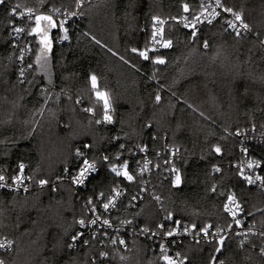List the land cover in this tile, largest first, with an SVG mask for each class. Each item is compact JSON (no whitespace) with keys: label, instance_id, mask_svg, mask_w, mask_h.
Here are the masks:
<instances>
[{"label":"trees","instance_id":"1","mask_svg":"<svg viewBox=\"0 0 264 264\" xmlns=\"http://www.w3.org/2000/svg\"><path fill=\"white\" fill-rule=\"evenodd\" d=\"M202 2L82 0L76 8L75 0H7L0 5V89L6 85L9 94H17L2 97L0 92V175L10 178L23 163L30 186L26 193L0 188V241L14 242L9 252L0 253L7 264H166L150 241L129 236L125 249L115 234H93L79 226L90 207L104 201L98 194L107 198L117 186L127 193L110 214L112 221L132 219L152 226L171 213L197 226L229 225L224 211L229 194L251 215L264 211V194L248 186L231 166L247 149L261 162L264 177V49L259 47L264 40V0H223L242 12L251 26L252 35L244 39L226 30L222 20L201 27L195 37L182 29L177 20L185 12L184 4L190 14H198ZM17 5L19 12L31 8L34 16L50 14L56 22V16H67L68 41L58 42V23L49 29L48 73L36 60L41 48L38 36L9 35L10 20L15 26L28 23L19 13L9 15ZM73 11L82 14L70 16ZM154 16L166 22L172 46L144 60L138 52L151 43ZM25 49L28 54L22 61ZM157 56L165 63L154 64ZM88 89L95 96L96 89L107 94L111 123H97L104 105L97 96L85 98L82 92ZM78 149L83 156H77ZM141 149L164 157L174 152L180 182L163 168L153 194L159 201L145 194L133 202L131 198L141 192L139 179L132 183L110 170L127 161L133 172V152ZM84 159H95L100 170L75 189L62 178ZM42 179L49 183L40 185ZM78 233L83 235L73 241ZM216 246L185 241L187 264H264L257 250L240 248L232 235L219 253ZM100 252L108 256L101 258Z\"/></svg>","mask_w":264,"mask_h":264},{"label":"built area","instance_id":"2","mask_svg":"<svg viewBox=\"0 0 264 264\" xmlns=\"http://www.w3.org/2000/svg\"><path fill=\"white\" fill-rule=\"evenodd\" d=\"M203 3L205 5L212 3L214 6V0H203ZM201 11H202V9H201ZM201 11L198 14H190L189 11L184 12L183 15L180 18H178V20H177L178 25L184 30H187L189 32H193L194 29L191 27V24L194 22L193 16L200 15ZM208 11H211V8H209ZM217 11H221V10L217 9ZM234 11L237 12L236 10H234ZM34 14H36V13L33 10L32 15L34 16ZM204 15L208 16V13L205 12ZM25 17H27V12H25ZM66 17L67 16H58L57 17L58 28L60 30V36H59V40H58L59 43L66 42L69 40V31H68V28L66 26ZM159 19L162 20L161 18H159ZM201 19L203 20L204 17L202 16ZM208 19H211V16H208ZM219 20H222L223 22L225 20H233V16L230 13H222V16L213 20L212 24L214 22L219 21ZM162 21H164V20H162ZM61 22H63L64 28H61L59 26ZM185 23H188L189 27L186 28L184 26ZM154 25H155V29H159L161 27V25L158 22L153 21V27H154ZM206 25H211V24H207L206 22L203 24H197L195 31L198 32L201 27L206 26ZM224 25L229 32L234 34L232 29L227 28V25L225 23H224ZM65 29L67 30L66 32H65ZM163 29H164V33H163L164 38L169 39L166 35V22L165 21L163 24ZM143 30L145 31L146 29H143ZM252 33H253V30L251 33H246L245 36L252 35ZM65 35H67V37H68L66 40L64 39ZM157 39H159V36L157 37ZM169 48L162 47L160 44L155 43L152 39L148 48L143 49L142 51H147L148 56H150L151 53H153V52H159L162 49H169ZM23 54L25 56H27L28 52L26 49L23 51ZM112 111H113V109H112L111 105L109 104V108H108V115L109 116H111ZM99 122L109 124L112 122V117H111V122L106 121L105 120V112H104V114L101 117H99ZM133 157L135 159V166L133 168V172L130 171L129 168H128V171L134 175L135 179L138 178L139 181L141 182V192H139L138 194L135 195L137 198L135 200H133V202H137L138 200H142L143 196L145 194H150V195L154 194V186L156 185V181L159 178L160 173H161L163 168H164V171L166 172V175L172 177L173 181H176V176L179 175L178 170L174 164V162H175L174 152H172L168 156L164 157V155L161 152H158L155 155H151L148 150L143 149V151L135 150L133 152ZM87 160L90 163L93 161V160H89V159H87ZM257 161H259V160L256 157L250 155V153L248 151L247 152L244 151L242 154V157L238 160H235L233 163H231V166L233 168L237 169L238 174H239L240 170H243L245 175H252L253 179H255L256 175L262 176L261 171H260L262 165H261V162L259 161L260 166L257 167L256 163H255ZM249 162H252V164H253V167L251 169L248 168ZM122 165L123 164L116 165V166L119 167ZM82 166H83V161L80 163L77 170H75L73 173H69L68 171H66L63 178H62L64 181L71 183L75 189H78V188L84 186L87 183V181L100 170L99 164L96 163L97 171L90 172V174L84 180L83 184L74 183L73 178L79 174L80 168ZM16 175H21V173L19 172L13 176H16ZM22 175L24 177L23 183L13 182V180L11 179L13 176H11L10 178L5 177V180L0 181V183H4V184L9 185V186L0 187V188H4V189H7V190L15 192V193H26V192H28L30 190L29 183L26 180L24 172L22 173ZM239 176H240V174H239ZM240 177L243 179L242 176H240ZM135 179L131 182L132 183L135 182L136 181ZM246 184L248 186L257 188L258 190H260V192H262L264 194V188L260 187V181H257L255 184H252V185H249L247 182H246ZM25 189H27V190L25 191ZM118 190L122 191L123 195H121L117 199L116 207L115 208L110 207L108 211L104 210V208L102 207V204L106 203L107 198L110 196H114L115 193L112 192L107 198H104V196H101V194H98L99 201H101V200H104V201L100 202L98 206H91L89 216L87 218H81V219H85V221H86L85 226H81L79 223V226L83 230L86 229L88 232H92L93 234H96L97 232L103 231L105 233V235H108V233L111 232V233L115 234V236H117V238L119 240L123 239L125 241L124 244H121L123 246V248H125V249L128 248V245L126 243V240H127L126 238L129 236L150 241L151 243H153V248L158 249L160 252H161V245H164V248L167 249L166 254L168 256L172 257L173 260H175L177 262V264H180V261H183L184 264H187V259L186 260L184 259L185 256L183 253L185 241L190 240L193 242H209V240H211V236L206 240L203 237V233H200V231H199L201 228L207 227L209 225H205V226H197L196 225V228L193 229L192 228L193 224H191L187 221H184L181 218H176L173 215H171L170 220L166 219L167 216H164L159 222H157L155 225H152V226L147 225V224H140L138 222H135L132 219L121 220V221H112L110 218V214L112 213L113 210H115L118 207V205L120 204V202L122 201V199L124 198V196L127 193L126 188L123 186H118ZM229 195H232V194H229ZM229 195H227L225 197L224 205L226 203H229V201L227 200V197ZM153 196H154V198L157 197L156 195H153ZM234 198H235L236 202L240 205V207L236 208V206L234 204H230V207L232 208L233 211L237 212L236 218L241 221V224L236 225L234 220H233L231 213L228 211H225V209H224L225 214L230 218V224L232 225V227L229 229L228 225H222V224L221 225H215V226L211 225V227L209 228V233H214L217 231V229H221L219 234L215 237L216 240H219L221 237H223L224 240L226 241L227 237L229 235H232L237 240L238 243L241 240H245V244H244L245 247L249 246L252 249L257 250L260 253L261 248L264 247V237H262L260 235L261 232H264V211L261 213V215H258V216L257 215H251L250 216L249 213L246 212V210L242 206V204L239 202L238 198L236 196H234ZM86 203L89 204L88 200L86 201ZM93 208H95V211L92 210ZM96 217H99V219L97 220V223L91 224L90 221ZM105 219L109 220L111 227L103 224V220H105ZM128 221H131V223H128ZM177 221H179V224L176 223ZM160 224H163V228L158 227V225H160ZM185 227H187L188 231H185ZM145 228H147L149 230L147 233H145L143 231V229H145ZM169 230L173 231V235H171V236L165 235V233ZM154 232L156 233V235H153ZM197 233H199V234H197ZM245 234H246V236H245ZM5 240H8V239L3 238L1 241H5ZM11 249H12V247H11ZM222 249H223V247L221 248V250ZM5 252H9V251L0 250V253H5ZM177 253H179L180 255L177 256ZM0 257H2V256L0 255ZM219 262L220 261H217L215 264H219ZM165 263H166V261H165Z\"/></svg>","mask_w":264,"mask_h":264},{"label":"snow or ice","instance_id":"3","mask_svg":"<svg viewBox=\"0 0 264 264\" xmlns=\"http://www.w3.org/2000/svg\"><path fill=\"white\" fill-rule=\"evenodd\" d=\"M41 2L43 3L44 0H41ZM6 3H7V0H0V5H5ZM81 4H82V0H75L76 8H80ZM183 8H184L185 12L189 11V6L187 4H184ZM209 8H211V11H208ZM201 9H202V11H201L200 15L193 16V21L194 22L191 24V27L194 29V31L192 32V35L194 37L196 35L195 29H196V25L197 24H203L205 22L207 24H212L213 20H215L218 17L222 16V13H230V14H232L233 20H225L224 23L227 25V28H230V29L233 30V32L235 34V37L237 39H244V38H246L245 37L246 33H251L252 32V28L250 27V25L248 23L245 22L244 16L242 15V12H235L232 7H227L225 5V3L223 2V0H214V6H213L212 3H209L208 5H205L202 2L201 3ZM217 9H220L221 11H217ZM52 11L53 12H59L60 9L53 8ZM205 12L208 13V16H211V19H208V16L204 15ZM17 13H19V17L20 18L23 19L25 17V12H19V5L13 7L11 9L9 15L12 16V17H15L17 15ZM32 14H33V9L28 8L27 9V21H28V23H26L24 26H15L14 21L10 20L9 23L11 25H13V26H12V31L10 32L9 35L10 36H14L15 38H18L21 33H25V32H27L28 35L35 34L36 36L39 37V44L41 45L40 52L43 55L47 51H49L50 48H51V41L48 38V32H49L50 28L57 27V22L53 19V16L50 15V14H48V15L38 14V15L34 16L35 26H31L30 22L33 20V15ZM79 14H82V13H78V12H75V11L69 13L70 16H76V15H79ZM202 16L204 17L203 20L201 19ZM153 21L154 22H158L161 25V27L159 29H155V25H154V31L152 32L153 41L155 43H157V44H160L164 48L171 47V45H172L171 39H165L164 35H163V33H164V29H163L164 21L160 20L159 17H155V16L153 17ZM59 26L61 28H64L63 22H61ZM184 26L187 28V27H189V24L185 23ZM66 31L67 30L65 29V32ZM85 35H87V33ZM158 36H159V39H157ZM67 38H68L67 35H65L64 39L66 40ZM92 39L95 40V42L97 44L100 43L99 40H96L95 36H93ZM204 47L205 48L208 47V43L207 42L204 43ZM259 47L261 49H264V40H260L259 41ZM131 51L136 53V52H138V49L132 48ZM138 54L144 60H148L149 59L147 51H139ZM41 58H42L41 55H38L36 57L37 63H40ZM20 59L22 61L24 59L23 50H21ZM121 59H124V58L121 57ZM153 63L154 64H164L165 61H164V59H162L159 56H157L153 60ZM27 67L31 68L32 65L28 64ZM24 75H25L24 69L21 68L20 69V76L23 77ZM21 82H23V81H21ZM91 84H92V87L94 89L97 87V77L95 75L91 76ZM96 96L99 99L104 101L105 120L108 121V122H111V116L108 115L109 103H108V99H107L106 94L104 92L97 91L96 92ZM160 99H161L160 95L157 94L156 97H155L156 102H159ZM85 111H91V109H85ZM201 115H203V114L201 113ZM97 123H99V121H97ZM237 134L239 135V133H237ZM120 147H121V149H123L124 145H121ZM141 151H143V149H141ZM215 151L217 153H219L221 151L220 147L217 146L215 148ZM244 151L247 152V149H244ZM83 155H84V153L80 152L79 149H78L77 150V156H83ZM118 158H119V156H117V159ZM103 160L104 161H108L109 157L108 156H104ZM96 163L97 162H96L95 159H93V161L91 163L87 159H84L83 160V166L80 168L79 174L73 178V182L77 183V184H83L84 180L87 178V176L90 174V172L97 171ZM255 163H256L257 167L260 166L259 161L255 162ZM252 167H253L252 162H249L248 168L251 169ZM24 168H25V165L23 163H20L19 164V171H20L21 175L13 176L11 178L13 180V182L23 183L24 177H23L22 173L24 171ZM128 168H129V165H128L127 161H125L124 164L122 166H119V167L116 166V165H112L110 170H111V172L115 173V175L117 177L123 176L125 180L131 182V181H133L135 179V177H134L133 174H131L128 171ZM214 171L215 172H219L220 168L219 167H214ZM239 174H240V176L243 177V179L249 185L255 184L257 181H260V187L264 188V177L256 175L255 179H253L252 175H245L243 170H240ZM28 179H31V177H29ZM57 179H60V178L58 177ZM4 180H5V176L4 175H0V181H4ZM179 182H180V177H179V175H177L176 176V183L178 184ZM47 183H49L48 180L42 179V180L39 181L40 185H45ZM6 186H9V185H6L4 183H0V187H6ZM26 190L27 189H25V191ZM212 190L215 191V187H213ZM112 191L115 193V195L108 197L107 198V202L102 204V207L104 208L105 211H108L110 207L111 208H115L117 199L121 195H123L122 191L118 190V186H117V188H113ZM103 195L104 194L101 193V196H103ZM136 198H137L136 196H133L131 199L135 200ZM155 199L157 201H159L160 197L157 196V197H155ZM227 200L229 201V203H226L224 205L225 211H228V212L231 213V215L233 217V220H234L236 225H240L241 221L236 218L237 217V212L232 210V208L230 207V204H234L236 206V208H239L240 205L236 202V200L234 198V195H229L227 197ZM88 203L89 204L92 203L91 198L89 199ZM92 210L95 211V208H93ZM171 215H172L171 213H168L166 219L170 220L171 219ZM249 215H251V213H249ZM98 219H99V217H96V218L92 219L90 221V223L91 224H96ZM79 223H80L81 226H85L86 221H85V219H81V220H79ZM128 223H131V221H128ZM176 223L179 224V221H177ZM103 224L104 225H108L109 227H111V224H110L109 220H107V219L103 220ZM158 227L159 228H163V224L158 225ZM210 227H211V225H209L207 227H204V228H201L199 231H200V233H203V237L206 240L211 236V240H209V242H213L214 241L215 244L218 245V246H216L214 248V251L219 253L221 251V248L224 246L225 240H224L223 237H221L219 240H216L215 237L219 234L221 229H217V231L214 232V233H209V228ZM228 227L230 229L232 227V225L229 224ZM192 228L195 229L196 225L193 224ZM143 231L145 233H147L149 230L147 228H145V229H143ZM185 231H188L187 227H185ZM197 234H199V233H197ZM82 235H83V233H78L77 235H74L72 237L73 241L78 240L80 238V236H82ZM153 235H156V233L154 232ZM165 235L171 236V235H173V231L169 230V231H167L165 233ZM260 235L262 237H264V232H261ZM245 236H246V234H245ZM13 243L14 242L11 241V240L0 241V250H2V251H10ZM84 243L87 244L88 241L85 240ZM111 243L113 245H115L117 243V240L113 238L111 240ZM119 243L120 244H124L125 241L123 239H121V240H119ZM244 244H245V240H241L239 242V247L243 248ZM68 246L69 247H73V245H68ZM161 252H162V258H163L164 261H166V264H177V262L175 260H173L172 257H170V256H168L166 254L167 249L164 248V245H161ZM260 253H261L262 256H264V247L261 248ZM179 255L180 254L177 253V256H179ZM99 256L101 258H106L108 256V253L107 252H100ZM184 259L186 260L187 257H185ZM213 261L215 262V257H213ZM0 264H7V262H6V260L4 258L0 257ZM101 264H103V261H101ZM180 264H184V262L180 261ZM219 264H224V262L220 261Z\"/></svg>","mask_w":264,"mask_h":264},{"label":"rangeland","instance_id":"4","mask_svg":"<svg viewBox=\"0 0 264 264\" xmlns=\"http://www.w3.org/2000/svg\"><path fill=\"white\" fill-rule=\"evenodd\" d=\"M57 17L58 16H56V19H57ZM36 53H37L36 56H38V55H41L42 56L41 61H40V65H42L43 67H45V72L48 73V67H49V58H48V56H46L45 54L42 55L41 52H40V48H39V51H37ZM91 91H92V89H88V90L83 91L82 94L84 95L85 98H88L90 100H96V96L95 95H92ZM97 91L103 92L101 90L96 89L95 94H96ZM0 92H2V97L5 94H8V95H17L16 92H11V94H9L10 93V89L8 87H6V85L0 89ZM106 96H107V94H106ZM107 99H108V103H109L108 96H107ZM6 102H10V101L7 100ZM102 103L104 105V101L103 100H102Z\"/></svg>","mask_w":264,"mask_h":264},{"label":"water","instance_id":"5","mask_svg":"<svg viewBox=\"0 0 264 264\" xmlns=\"http://www.w3.org/2000/svg\"><path fill=\"white\" fill-rule=\"evenodd\" d=\"M56 28V27H55ZM55 28H51V30L55 29Z\"/></svg>","mask_w":264,"mask_h":264}]
</instances>
